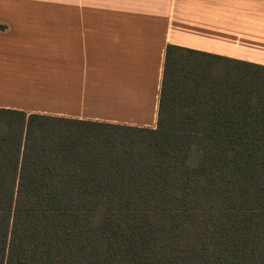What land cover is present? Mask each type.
Listing matches in <instances>:
<instances>
[{
  "label": "trees",
  "instance_id": "1",
  "mask_svg": "<svg viewBox=\"0 0 264 264\" xmlns=\"http://www.w3.org/2000/svg\"><path fill=\"white\" fill-rule=\"evenodd\" d=\"M0 264H264V67L169 44L155 128L0 108Z\"/></svg>",
  "mask_w": 264,
  "mask_h": 264
},
{
  "label": "crops",
  "instance_id": "2",
  "mask_svg": "<svg viewBox=\"0 0 264 264\" xmlns=\"http://www.w3.org/2000/svg\"><path fill=\"white\" fill-rule=\"evenodd\" d=\"M169 44L264 67V0H0V108L155 128Z\"/></svg>",
  "mask_w": 264,
  "mask_h": 264
}]
</instances>
